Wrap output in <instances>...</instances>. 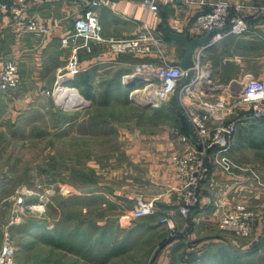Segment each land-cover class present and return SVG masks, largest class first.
<instances>
[{
  "label": "crops",
  "instance_id": "0c3cea01",
  "mask_svg": "<svg viewBox=\"0 0 264 264\" xmlns=\"http://www.w3.org/2000/svg\"><path fill=\"white\" fill-rule=\"evenodd\" d=\"M0 1L11 4L21 0ZM94 1L99 4L93 5ZM243 2L248 6H254V8L246 7L250 32L242 36L227 35L216 39L212 36L205 43H195L189 64L192 67L200 52V70L197 72L190 69L179 85L180 90L193 83L190 85V91L194 95L188 94L185 101L191 107L203 112L210 110L212 127L228 120L238 121V129L229 149V154L237 167L231 174L225 172L219 162L221 156L219 148H212L208 157L211 172L200 190L201 203L192 210V224L200 231L206 232L199 238L200 243L208 239V242L213 243L212 248L219 249L217 253L225 248L228 252L247 249L255 241L264 239V118L251 119L253 110L250 105H229L237 101L248 77L264 80V11H257V7L264 5V0H243ZM158 3V10L150 11L142 6L141 0H25V19L38 18L49 28L46 34L23 31L13 22L10 11H7L5 18L0 20V70L4 60L13 57L18 64L21 84L20 90L17 89L18 93L10 90L1 99L0 117L7 115L9 105V107L13 103L16 105V109L10 111V114L14 115L19 109L17 105L22 104L21 108H26L34 99L44 95L48 88L56 86L58 75L66 71L72 47H63L62 39L74 33L75 19L88 10H94L98 14L103 33L108 38L133 37L148 26L164 38V45L162 54L114 53L106 43L90 41L83 45L84 39L76 36L71 45L80 46L81 71L71 83L81 87L85 93L90 95L101 79L112 72V75H116L112 79L118 76V87L121 88L118 90L122 95H126L129 100H135L133 94L135 91H141L139 85L144 87L146 85L144 74L137 73L140 64L145 61L160 64L166 60L183 66L187 48L182 42L170 38L166 31L179 35L187 33L188 40L206 37L209 32L200 29L196 19L200 13L210 9V4H189L188 0H158ZM232 3H236V0H232ZM197 73L203 77L197 79ZM127 74L132 78L129 83L124 79ZM179 90L159 105H150L147 104L148 102L144 105L161 107L162 110L169 112L170 102L175 101L177 106L184 108L180 101ZM220 100H226L229 106L226 105L222 110L211 107ZM195 140L194 134L185 133L181 124H178L166 128L154 137L140 138V144L136 146L132 144L133 157L145 159L151 173L149 177L156 184L154 194L148 196L144 193V200H154L155 203L163 201L160 205L163 207H157V210L168 213L174 221H176L175 214L179 210L178 203L176 205L173 200L175 194L178 198L176 191L178 181L173 158L178 153H184L189 143ZM221 203H224L228 209L237 203H244L259 214L258 223L254 225L251 236L246 237L250 240L235 241L218 227L217 208ZM101 221L98 220L95 225L100 229L103 228L104 231L107 222ZM165 225L168 227L167 224ZM43 229L37 230L36 237L39 233L42 234L38 231H44ZM181 229L186 230L184 225ZM6 230L5 223H1L0 238ZM84 234L81 239L82 244L79 242L78 246L82 245L86 249L96 246L101 250L109 247L111 251L110 254L100 253V250L93 255L89 254L88 264L117 260L118 249L126 248L124 244L118 242L110 245L108 235L105 233L95 239L93 244L90 239L91 234L85 231ZM185 236L183 235L181 243L189 241ZM180 242L178 240L169 242L164 248V253L159 257L158 264H173V253ZM82 260L86 261L85 255Z\"/></svg>",
  "mask_w": 264,
  "mask_h": 264
},
{
  "label": "rangeland",
  "instance_id": "374dc122",
  "mask_svg": "<svg viewBox=\"0 0 264 264\" xmlns=\"http://www.w3.org/2000/svg\"><path fill=\"white\" fill-rule=\"evenodd\" d=\"M113 76L116 75L112 72L104 76L90 95L76 86L89 101L85 106L61 103L55 86L26 108L17 105L16 115L10 114L16 109L13 103L8 106L7 115L0 117V224L4 222L7 227L0 238V252L7 234L16 244L39 238L25 240L21 238L25 235L23 230L18 228L26 229L23 224L40 221L60 230L55 234L56 241L37 239L35 250L18 254V264H88L89 254L105 250L75 247L69 237L72 235L76 244H82L85 231L91 234L93 244L103 232L96 222L106 220L104 230L110 245L118 242L126 248L118 249L117 260L101 264H158L168 243L180 242L183 235L189 241L178 244L173 264H264V239L253 243V253V249H242L233 254L226 248V252L217 253L219 249L212 248L208 239L200 243L199 238L206 232L192 224L193 211L187 218L178 211L176 228L169 229L162 219L171 215L157 210L163 207V201H157L152 215L131 223L123 219L138 199L144 200V193L153 195L156 186L145 159L133 157V145L140 144V138L154 137L178 125L181 116L173 101L169 112L144 105L147 90L141 84V91L133 94L136 101L129 100L118 90V76L112 79ZM131 81L129 78L126 82ZM17 89L20 85L10 90L18 93ZM177 199L175 194L176 205ZM252 211L258 221L259 214ZM77 227L81 230L74 237ZM220 229L235 241L250 240ZM84 255L86 261L82 260Z\"/></svg>",
  "mask_w": 264,
  "mask_h": 264
},
{
  "label": "built area",
  "instance_id": "2783aa9c",
  "mask_svg": "<svg viewBox=\"0 0 264 264\" xmlns=\"http://www.w3.org/2000/svg\"><path fill=\"white\" fill-rule=\"evenodd\" d=\"M189 4H210V9L198 15L196 21L200 29L213 33V38H222L227 35L242 36L250 32V23L246 16V7L243 0H188ZM99 2L94 1L93 5ZM142 6L150 11H156L159 8L158 0H141ZM258 12L264 11V5L257 7ZM10 11L12 20L19 25L23 31L46 34L49 28L38 18L30 17L25 19L26 4L25 0L5 3L0 1V20ZM74 33L62 39V46H72L69 52V58L66 65V71L58 75V81L55 91L59 92L62 87L65 94L69 95L60 98L61 103L66 106L87 105L89 102L86 97L80 94L79 89L72 85V81L81 71L79 45H71L76 36L84 39V44L90 41L102 42L108 44L110 50L114 53H133L138 55H150L152 53L162 54L164 38L155 33L148 26H145L139 34L133 37L108 38L103 33V26L98 14L94 10H88L83 15L77 17L74 22ZM200 52L194 61L192 67L184 68L177 63H170L164 60L160 64L145 61L137 68L138 74H144L146 80L145 90L147 93L144 100L151 105H159L167 100L172 94L179 90L181 79L188 74L190 69L200 70ZM128 81L129 74L124 76ZM203 77L197 73V79ZM21 84V78L18 74V64L13 58H6L0 70V102L10 89L16 88ZM190 83L179 90V97L184 106L187 119L192 126L195 142L189 143L184 153L174 155L173 162L177 169L176 191L178 193L179 212L187 218L192 210L201 203L200 188L206 181L211 172V165L208 157L212 148L217 147L221 153L219 162L222 169L227 173H233L237 167L236 162L229 154L232 142L238 129L237 120H228L214 127L210 125V113L208 110L203 112L193 108L185 101L188 94L193 96L190 91ZM61 88V89H62ZM68 91V92H67ZM61 92V91H60ZM59 92V95H60ZM134 93V92H133ZM74 96L75 99L84 100L81 104L75 102H66ZM229 102L220 100L211 107L222 110L226 108ZM250 105L253 110L251 119L258 120L264 118V80L250 76L243 85L242 92L235 103L229 105ZM228 105V106H229ZM21 201V200H19ZM156 203L154 200L146 201L142 198L132 206L131 210L123 215L128 223L132 220L154 214ZM218 225L223 230L232 231L240 237H249L252 234L253 227L257 221L254 211L250 210L244 203H237L232 208H227L221 203L217 208ZM162 221L166 223L169 229L174 230L176 224L174 220L165 216ZM17 244L15 240L7 234L0 252V264H18L17 262Z\"/></svg>",
  "mask_w": 264,
  "mask_h": 264
},
{
  "label": "trees",
  "instance_id": "16d2710c",
  "mask_svg": "<svg viewBox=\"0 0 264 264\" xmlns=\"http://www.w3.org/2000/svg\"><path fill=\"white\" fill-rule=\"evenodd\" d=\"M73 84V83H72ZM174 103H176L175 101H174ZM176 106H177V104H176ZM177 108H179L178 109V111H179V116H181L180 117V122H179V124H181V128H182V130L185 132V133H187V134H189V135H192L193 133V129H192V126H191V124L189 123V121H188V119H187V116H186V114H184V108L182 107V106H177ZM25 227H26V229H22V228H18V229H20V230H23V234H25V235H23L21 238H23V239H27L28 237H32V236H37V230H40V229H42V228H44L43 230V232H42V236H40V235H38L39 236V238H41V241L42 242H49V243H53V242H55L56 241V239L57 238H55V234L56 233H60V230L59 229H51L48 225H43L42 224V222H40V221H36V222H33V223H31V225H28V224H23ZM80 230L81 229H79V227H77V229H76V234H75V236L74 237H78L79 236V233H80ZM51 233V234H50ZM106 234V235H108V232L106 231V230H104L102 233H101V235L100 236H102L103 234ZM44 234V235H43ZM50 234V236H48V235ZM69 239L72 241V243H73V245H75V247H78V248H83V249H86L85 247H83L82 245L81 246H77V244L75 243V240H73V237H72V235H70V237H69ZM40 241V242H41ZM259 242H260V240H258ZM38 241L37 240H34V241H31V242H28V241H26V242H21V244H17V256H18V254L22 251V250H35L36 249V247L38 246ZM255 244V243H254ZM254 244H252L249 248H247L248 250L247 251H249L250 249H253V250H251V253H253V252H256L255 251V248L256 247H254L253 245ZM69 246H71V247H74V246H72V244H70ZM252 247H254V248H252ZM240 250H242V249H240ZM240 250H234V251H232L233 252V254L234 253H236V252H238V251H240ZM110 250L109 249H107V250H105L104 251V254H110ZM222 252H226V250L225 249H222ZM16 256V257H17Z\"/></svg>",
  "mask_w": 264,
  "mask_h": 264
},
{
  "label": "water",
  "instance_id": "95a60500",
  "mask_svg": "<svg viewBox=\"0 0 264 264\" xmlns=\"http://www.w3.org/2000/svg\"><path fill=\"white\" fill-rule=\"evenodd\" d=\"M166 33L170 38H173L177 41H180L186 46L187 53H186V56L182 62L184 68L190 67L189 61L192 58V53H193L195 43H199V44L205 43L206 41H208L210 39V37L213 36V33H209L204 38L188 40V34L187 33L185 35H179V34L171 33L168 30L166 31Z\"/></svg>",
  "mask_w": 264,
  "mask_h": 264
},
{
  "label": "bare ground",
  "instance_id": "6f19581e",
  "mask_svg": "<svg viewBox=\"0 0 264 264\" xmlns=\"http://www.w3.org/2000/svg\"><path fill=\"white\" fill-rule=\"evenodd\" d=\"M61 88H62V87H61ZM61 88L59 89V90L61 91V92L59 91V92H60L59 97H60V98H64L65 96L67 97V96L69 95V93L65 94V92L62 91V90H64V89H63V88L61 89ZM67 92H68V91H67ZM70 98H71V99H69V100H66V99H63V100H65L66 102H72V101H73V102H75L76 104H81V103L84 102V100H81V99H75L74 96H71Z\"/></svg>",
  "mask_w": 264,
  "mask_h": 264
}]
</instances>
